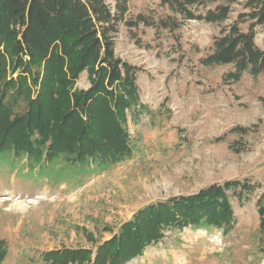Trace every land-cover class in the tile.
<instances>
[{
	"label": "rangeland",
	"instance_id": "374dc122",
	"mask_svg": "<svg viewBox=\"0 0 264 264\" xmlns=\"http://www.w3.org/2000/svg\"><path fill=\"white\" fill-rule=\"evenodd\" d=\"M116 1L106 0L112 9ZM161 2L129 0L125 19L136 22L142 14L159 23L172 16ZM240 10L234 5L222 24L179 20L174 31L120 23L115 51L139 68L147 105L138 119L129 115L134 153L107 170L59 184L0 164V241L8 246L2 264H46L40 255L53 249L95 251L144 206L231 179L257 185L248 201L232 198L233 230L172 229L127 264H264L257 205L264 192V74L245 73L227 83L231 64L200 62ZM255 41L264 48V25L256 27ZM90 85L89 72L82 71L75 88Z\"/></svg>",
	"mask_w": 264,
	"mask_h": 264
},
{
	"label": "trees",
	"instance_id": "16d2710c",
	"mask_svg": "<svg viewBox=\"0 0 264 264\" xmlns=\"http://www.w3.org/2000/svg\"><path fill=\"white\" fill-rule=\"evenodd\" d=\"M172 16L153 22L137 15L128 22L129 0H0V164L21 176L59 184L80 175L107 170L134 153L128 129L147 110L137 84L138 67L120 58L115 35L125 21L154 23L174 31L179 20L225 22L241 6L237 18L224 26L200 62L231 64L227 83L245 73L264 74V48L255 41L264 25V0H162ZM249 23L246 30L241 25ZM91 85L76 89L82 71ZM25 160L24 164L21 162ZM27 168V172H23ZM249 180L213 183L196 193L171 196L139 209L117 233L90 248L44 251L46 264H127L169 230L188 226L234 228L232 198L248 201L256 191ZM261 241L264 242V192L259 194ZM8 254L0 241V264Z\"/></svg>",
	"mask_w": 264,
	"mask_h": 264
}]
</instances>
